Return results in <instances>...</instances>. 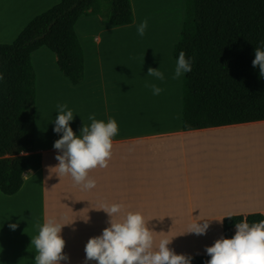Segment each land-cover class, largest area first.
Returning <instances> with one entry per match:
<instances>
[{"label":"crops","instance_id":"obj_1","mask_svg":"<svg viewBox=\"0 0 264 264\" xmlns=\"http://www.w3.org/2000/svg\"><path fill=\"white\" fill-rule=\"evenodd\" d=\"M59 1L0 0V45L12 44L33 18ZM131 4L133 22L127 26L86 17L76 22L74 30L84 54L81 84L73 86L63 77L48 49L31 54L36 75L34 144L20 157H39L41 166L23 173L16 194L0 192V264H35L37 252L31 239L38 235L36 225L50 218L64 225L60 235L67 264H84L86 242L109 226V217L100 210L104 203L123 206L116 221L128 212L141 214L153 231L154 250L160 240L172 239L170 249L191 257H209L205 248L223 237L222 222L227 216L264 217V120L183 130L184 75L174 86L165 84L166 99L165 95H135L117 82L118 64L122 70L124 64L122 50L132 48L135 39L129 40V35L144 20L150 32L157 33L149 35L154 51L163 54L166 40L165 57L172 69L176 66L172 51L183 24L182 0L179 27L172 29L167 27L168 18L153 23L139 12L138 1ZM58 103L73 111L69 126L76 135L82 124L90 125V114L105 123L109 118L117 123L108 166L88 173L96 182L91 190H82L70 175L58 177L53 169L58 164L53 143L62 135L53 132ZM10 158L1 157L0 162ZM205 220L209 223L206 234L187 233L192 223ZM11 223L17 224L15 230L9 228Z\"/></svg>","mask_w":264,"mask_h":264},{"label":"trees","instance_id":"obj_2","mask_svg":"<svg viewBox=\"0 0 264 264\" xmlns=\"http://www.w3.org/2000/svg\"><path fill=\"white\" fill-rule=\"evenodd\" d=\"M97 18L115 27L133 22L130 0H60L33 18L9 45H0V192L16 194L22 175L38 170L41 160L20 157L34 144L36 75L31 54L40 48L54 54L60 73L73 86L84 81V54L74 26ZM264 48V0H184L174 60L181 51L192 60L182 80V128L253 123L264 120V78L252 66L254 49ZM251 225L264 217L245 216ZM245 217L224 218L223 238ZM210 257H192L206 264Z\"/></svg>","mask_w":264,"mask_h":264},{"label":"clouds","instance_id":"obj_3","mask_svg":"<svg viewBox=\"0 0 264 264\" xmlns=\"http://www.w3.org/2000/svg\"><path fill=\"white\" fill-rule=\"evenodd\" d=\"M147 27V20L142 21L137 26V34L143 37ZM252 66L258 67L260 77L264 78V48L254 49ZM191 70V58L186 59L185 53L181 51L176 60L173 79ZM147 75L160 81L165 78L161 71L151 67L148 68ZM2 79L3 74H0V80ZM147 86L154 96L163 91L155 83ZM56 109L53 132L62 135L53 143V148L58 151L55 156L58 164L53 169L58 177L70 175L82 190H91L96 182L88 177V173L97 167L108 166L112 138L118 133L117 123L112 118L105 123L97 120L95 114H90V125L82 124L79 135H76L69 126V122L74 119L73 111L67 104L59 103ZM122 207L118 203L101 205L100 210L109 217V226L100 235L90 237L86 242L84 264H88V261H96L97 264H191V256L176 254L168 247L172 239L160 240L154 250L153 231L146 226L141 214L128 212L121 221H116L114 218L120 215ZM8 226L11 230L17 228L16 223ZM63 226L51 218L43 225H36L38 235L31 239L37 252L34 256L35 264H60L61 261L67 264L69 257L62 251L65 241L60 235ZM208 227V221H196L189 226L187 233L204 235ZM235 229L231 238L221 237L212 246L205 248L210 257L206 264H264V219L250 225L245 217L235 224Z\"/></svg>","mask_w":264,"mask_h":264},{"label":"bare ground","instance_id":"obj_4","mask_svg":"<svg viewBox=\"0 0 264 264\" xmlns=\"http://www.w3.org/2000/svg\"><path fill=\"white\" fill-rule=\"evenodd\" d=\"M150 4H153V10L148 14V20L153 23H159L161 18L165 21L168 18L169 25L167 27L172 29L174 27L175 21L180 16L181 12V3L180 0H149ZM156 23V24H157ZM149 35H157L156 32H150V25L148 22V27L145 31V35L143 37L137 34L136 40L132 43V52L136 57V61L133 58L130 60V68H132L133 72H129L130 70H124L123 76L125 85L129 86L131 83L140 85V90H142L143 94L148 93L149 97H154L152 94L151 88L147 85L155 83L158 87L163 89V91L159 95L155 96H164L166 99V87L165 84L169 83L171 86H174L176 79H173L174 69H172L170 65V61H167L164 53V46H166V40L163 43V54H157L158 52L154 51L153 44L150 40L152 37ZM154 38V36H153ZM151 47V49H149ZM151 50L148 52L147 50ZM154 52V53H153ZM137 65V66H136ZM139 65V66H138ZM151 67L153 69H158L164 74V80H155L153 77L147 75L148 68ZM145 98L142 96V99Z\"/></svg>","mask_w":264,"mask_h":264},{"label":"rangeland","instance_id":"obj_5","mask_svg":"<svg viewBox=\"0 0 264 264\" xmlns=\"http://www.w3.org/2000/svg\"><path fill=\"white\" fill-rule=\"evenodd\" d=\"M131 1V0H130ZM137 1L139 3V6H140V10L139 12L141 11V13H145V16L148 18V14L150 16V13L148 12H151L153 10V7H155L153 4H150V1L149 0H134L135 2V5L137 4ZM180 3H181V0H180ZM132 5V4H131ZM182 9L184 10V0H182ZM91 18H95V17H91ZM97 19V18H96ZM98 20V19H97ZM99 21V20H98ZM100 22V21H99ZM102 24V23H101ZM180 24V22H179ZM178 25V20L175 21V28L177 27ZM179 27V25H178ZM133 33L131 35H129V40L133 41L134 39L136 40V36H137V27L135 29L132 30ZM131 33V32H129ZM128 36V35H127ZM126 36V37H127ZM179 37V36H178ZM179 39V38H178ZM130 41L127 42V44H129ZM128 46V45H127ZM124 49V48H123ZM122 52L124 53V64H123V70H122V66L121 64L119 63L118 64V70H117V75H116V80L117 82H119L122 86H124L125 88H128V90H130L132 93H134L135 95L137 94V92L139 93H142V91H140V85H136V84H133L131 83V85L127 86L125 85V81H124V76H123V71L124 70H130L129 72H133L132 68H130V60H132L133 58H135L134 60L136 61V57L134 56L133 52H132V48H129V47H125L124 51L122 50ZM120 53L118 54V57L119 59L121 60V55L123 53ZM137 66V65H136ZM139 66V65H138Z\"/></svg>","mask_w":264,"mask_h":264},{"label":"built area","instance_id":"obj_6","mask_svg":"<svg viewBox=\"0 0 264 264\" xmlns=\"http://www.w3.org/2000/svg\"><path fill=\"white\" fill-rule=\"evenodd\" d=\"M236 229L234 228L232 231V236L235 234Z\"/></svg>","mask_w":264,"mask_h":264}]
</instances>
